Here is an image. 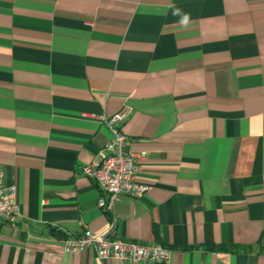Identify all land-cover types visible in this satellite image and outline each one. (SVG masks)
<instances>
[{
  "label": "crops",
  "instance_id": "1",
  "mask_svg": "<svg viewBox=\"0 0 264 264\" xmlns=\"http://www.w3.org/2000/svg\"><path fill=\"white\" fill-rule=\"evenodd\" d=\"M121 111L150 189L110 212L83 166ZM0 180V264H127L65 248L114 224L153 264H264V0H0Z\"/></svg>",
  "mask_w": 264,
  "mask_h": 264
},
{
  "label": "built area",
  "instance_id": "2",
  "mask_svg": "<svg viewBox=\"0 0 264 264\" xmlns=\"http://www.w3.org/2000/svg\"><path fill=\"white\" fill-rule=\"evenodd\" d=\"M127 118L126 111L103 116L111 137L99 149L97 158L83 166L84 175L92 178L102 192L97 204L105 211L113 212L115 204L125 195L138 198L150 189L148 183L138 179L144 153L128 149L131 140L121 130ZM22 217L16 187L5 185L0 180V218L17 225ZM114 219L116 221V217ZM115 229L114 224L109 235L87 229L79 238L66 239L65 248L68 252H75L92 245L100 257L127 264H153L169 259L172 255L173 249L160 243L141 244L120 239Z\"/></svg>",
  "mask_w": 264,
  "mask_h": 264
},
{
  "label": "clouds",
  "instance_id": "3",
  "mask_svg": "<svg viewBox=\"0 0 264 264\" xmlns=\"http://www.w3.org/2000/svg\"><path fill=\"white\" fill-rule=\"evenodd\" d=\"M172 9V15L179 18L178 23L179 25L186 29L190 26L191 17L190 13H186L181 9L180 7H177L176 5H171Z\"/></svg>",
  "mask_w": 264,
  "mask_h": 264
}]
</instances>
